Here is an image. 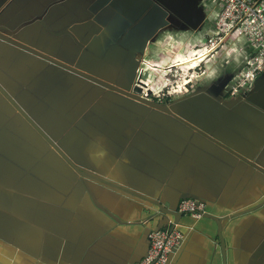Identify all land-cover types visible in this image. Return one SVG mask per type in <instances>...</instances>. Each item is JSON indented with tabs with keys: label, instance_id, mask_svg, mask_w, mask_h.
<instances>
[{
	"label": "crops",
	"instance_id": "crops-1",
	"mask_svg": "<svg viewBox=\"0 0 264 264\" xmlns=\"http://www.w3.org/2000/svg\"><path fill=\"white\" fill-rule=\"evenodd\" d=\"M52 1L0 0V24L13 28L48 6L50 28L71 25L81 46L39 20L17 36L123 87L134 86L166 28L206 29L202 0ZM229 75L154 99L264 166V70L235 96L223 92ZM0 78L82 170L0 93V264H133L151 230L174 224L184 240L170 264H223L211 218L180 213L174 222L155 203L177 211L184 197L221 218L227 264H264V174L254 166L168 113L1 41Z\"/></svg>",
	"mask_w": 264,
	"mask_h": 264
},
{
	"label": "rangeland",
	"instance_id": "rangeland-1",
	"mask_svg": "<svg viewBox=\"0 0 264 264\" xmlns=\"http://www.w3.org/2000/svg\"><path fill=\"white\" fill-rule=\"evenodd\" d=\"M205 26V31L200 32L165 30L158 35L160 39L154 48L148 51L147 56L141 57L142 67L139 63L135 78V82L142 85V89H148L150 97H156L154 92L158 89V97L178 96L224 72L230 73L228 77L230 79L242 67L245 48L241 45L240 37L235 33L223 36L225 33L223 27H217L216 22L206 21ZM219 42L223 43L194 68L168 67L175 63L180 55L188 56ZM149 85L152 90L149 89Z\"/></svg>",
	"mask_w": 264,
	"mask_h": 264
},
{
	"label": "built area",
	"instance_id": "built-area-1",
	"mask_svg": "<svg viewBox=\"0 0 264 264\" xmlns=\"http://www.w3.org/2000/svg\"><path fill=\"white\" fill-rule=\"evenodd\" d=\"M202 1L207 21L216 22L217 27L222 26V30L225 31L223 36L235 33L245 48L242 67L223 89L224 95L235 96L243 90L252 88L258 72L264 70V0ZM145 93L148 97V89ZM177 211L198 218L206 209L204 202L184 197L179 201ZM148 236L149 246L146 254L133 264H170L171 255L184 240V233L175 224L171 229H153Z\"/></svg>",
	"mask_w": 264,
	"mask_h": 264
},
{
	"label": "water",
	"instance_id": "water-1",
	"mask_svg": "<svg viewBox=\"0 0 264 264\" xmlns=\"http://www.w3.org/2000/svg\"><path fill=\"white\" fill-rule=\"evenodd\" d=\"M60 0H53L49 4L52 5L56 2H59ZM48 4V5H49ZM36 6V5H35ZM48 9V6L45 8ZM42 10L39 14L34 15L32 18L25 19L21 22H19L15 27L9 28L6 25L0 24V41L8 43L16 48H20L28 53H31L35 56H38L39 58H42L46 61L52 62L61 68L67 70L69 73L74 74L88 82H91L92 84H95L101 89L105 90V94L112 93L113 95L119 94L120 96H124L127 99H130L131 101H137L144 103L154 109L160 110L162 112L168 113L176 118H178L181 121H184L185 123L189 124L193 128H195L199 133L203 134L206 138L210 139L211 141L216 142L219 144L221 147L227 149L230 153L233 152L234 154L238 155L240 158H242L245 162L250 164L251 166H254L256 169H258L260 172L264 174V166L261 164L250 160L249 158L235 152L230 146L225 144L223 141L219 140L218 138L215 137V135L210 134V132L205 131L204 129H201L197 127L195 124L192 122L188 121L184 117H182L180 114L175 113L167 104H163L161 102H158L155 99L148 98L144 95L141 94L142 88L140 86L138 87L136 84L134 86H126L123 87L117 83L111 82L109 80H106L98 75H95L88 70L79 67L78 65L74 64L72 60L69 59H61L58 58L57 56L53 55L50 52H47L43 47H38V45H33L30 43H27L23 38L21 39L19 36H17V33L24 27L28 26V24L39 20L41 24L45 27L46 31L51 34V35H60V34H69L73 41L77 43L78 45L81 42L79 41L78 37L74 34L72 31L71 25L59 29V30H52L48 23L44 20L43 15L46 12V10ZM17 17V16H16ZM14 19V18H13ZM83 26V25H79ZM26 37V34L25 36ZM46 47V46H45ZM6 82L2 78H0V93L10 102V104L17 110L24 118L27 120V122L37 131L39 132L53 148L62 156L64 160L68 164H70L73 168H75L78 171H82L79 165L73 158L59 145L58 142H56L55 138L43 127V125L34 117V115L29 112V110L22 104L20 103L14 94L9 91V89L6 87ZM155 203L159 206L160 210L165 213H171L175 216L174 222L177 221L178 216H180V212L172 209H168L162 206L161 203L155 201ZM264 201H262L257 207H260L263 205ZM235 215V214H232ZM231 215V216H232ZM202 216L211 218L217 226V236L219 240V246L221 250V255H222V263L227 264V253H226V244H225V239L224 235L222 232L223 224L221 221V218L210 213V212H204ZM173 225L171 226V228ZM172 257V255H171ZM171 262V259H170Z\"/></svg>",
	"mask_w": 264,
	"mask_h": 264
},
{
	"label": "bare ground",
	"instance_id": "bare-ground-1",
	"mask_svg": "<svg viewBox=\"0 0 264 264\" xmlns=\"http://www.w3.org/2000/svg\"><path fill=\"white\" fill-rule=\"evenodd\" d=\"M222 43L223 42H219V43H217L215 45H212L210 47L204 48V49H202V50H200L198 52H194V53H192V54H190L188 56H181L180 55L175 60V63H172V64L168 65V67H174V66H179L180 67L181 66L184 69L194 68L195 66H197L198 64H200L202 61H204L206 58H208L209 55L214 50H216L217 47L220 46ZM226 84L224 86H226ZM157 91H159V89L158 90H155V92H157Z\"/></svg>",
	"mask_w": 264,
	"mask_h": 264
},
{
	"label": "flooded vegetation",
	"instance_id": "flooded-vegetation-1",
	"mask_svg": "<svg viewBox=\"0 0 264 264\" xmlns=\"http://www.w3.org/2000/svg\"><path fill=\"white\" fill-rule=\"evenodd\" d=\"M174 28H176L175 26H174ZM165 30H169V29H165ZM140 81V80H139ZM138 87L140 86V88H142V85H140L139 83L138 84H136ZM223 89H225V86H223ZM192 90V89H191ZM148 98H150L149 96H148ZM152 99H154V97L152 98Z\"/></svg>",
	"mask_w": 264,
	"mask_h": 264
}]
</instances>
